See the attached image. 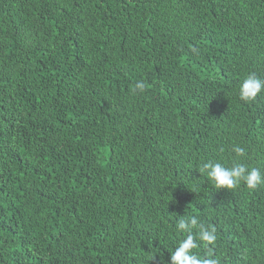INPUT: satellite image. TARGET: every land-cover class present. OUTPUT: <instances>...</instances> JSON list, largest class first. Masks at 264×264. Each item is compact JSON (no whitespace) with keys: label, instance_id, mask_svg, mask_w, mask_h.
Here are the masks:
<instances>
[{"label":"trees","instance_id":"1","mask_svg":"<svg viewBox=\"0 0 264 264\" xmlns=\"http://www.w3.org/2000/svg\"><path fill=\"white\" fill-rule=\"evenodd\" d=\"M264 0H0V264H168L179 216L264 264ZM145 85L141 91L136 88Z\"/></svg>","mask_w":264,"mask_h":264},{"label":"clouds","instance_id":"2","mask_svg":"<svg viewBox=\"0 0 264 264\" xmlns=\"http://www.w3.org/2000/svg\"><path fill=\"white\" fill-rule=\"evenodd\" d=\"M145 85L138 82L136 88L143 90ZM264 91V78L251 72L243 78L238 86V94L243 101H252ZM232 152L237 159L231 166L223 162L208 160L199 165V171L207 177L218 189H235L241 182L249 190H255L264 185V171L259 167L249 166L241 162L246 155L245 149L234 146ZM176 232L179 234L174 245L167 249L170 254L168 264H221L219 257L202 253L201 249L214 247L218 240L217 229L212 225H205L195 215H181L176 222Z\"/></svg>","mask_w":264,"mask_h":264}]
</instances>
